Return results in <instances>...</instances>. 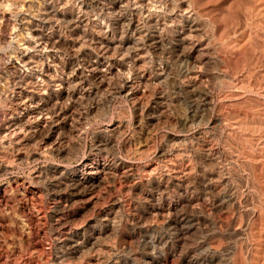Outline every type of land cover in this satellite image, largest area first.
I'll list each match as a JSON object with an SVG mask.
<instances>
[{
	"label": "rangeland",
	"instance_id": "rangeland-1",
	"mask_svg": "<svg viewBox=\"0 0 264 264\" xmlns=\"http://www.w3.org/2000/svg\"><path fill=\"white\" fill-rule=\"evenodd\" d=\"M19 71L0 264H264V0H0V97Z\"/></svg>",
	"mask_w": 264,
	"mask_h": 264
},
{
	"label": "bare ground",
	"instance_id": "bare-ground-1",
	"mask_svg": "<svg viewBox=\"0 0 264 264\" xmlns=\"http://www.w3.org/2000/svg\"><path fill=\"white\" fill-rule=\"evenodd\" d=\"M129 1V0H128ZM140 1H142V0H140ZM111 2V1H110ZM127 2V1H126ZM83 3V2H82ZM132 3V2H131ZM144 3V2H143ZM148 3V2H147ZM87 4H89V3H87ZM94 4V3H93ZM135 3H133V5H134ZM137 4V3H136ZM135 4V5H136ZM142 4V3H141ZM92 5V4H91ZM97 5H99V4H97ZM124 5V4H123ZM126 6V5H125ZM139 6V5H138ZM146 6V5H145ZM85 7V6H84ZM140 7V6H139ZM101 8H102V6H101ZM112 8V7H111ZM115 8V7H114ZM113 8V9H114ZM121 8H123V7H121ZM136 8V7H135ZM138 8V7H137ZM136 8V9H137ZM141 8V7H140ZM87 9V8H86ZM142 9V8H141ZM103 10V9H102ZM112 10V9H111ZM144 10V9H143ZM10 11V10H9ZM100 11V10H99ZM121 11H123V10H121ZM151 11V10H150ZM101 12V11H100ZM184 12V11H183ZM186 12V11H185ZM84 13H86V12H84ZM104 14V13H103ZM183 14V13H182ZM99 15H101L100 13H99ZM184 15H185V13H184ZM182 16V15H181ZM98 17V16H97ZM102 17V16H101ZM188 17V16H187ZM192 17V16H191ZM179 18H180V16H179ZM77 20V19H76ZM191 20V19H190ZM178 21V20H177ZM181 21V20H180ZM73 22V21H72ZM113 22V21H112ZM158 22V21H157ZM155 23V22H154ZM89 24V23H88ZM156 24V23H155ZM78 25V24H77ZM96 25V24H95ZM184 25V24H183ZM69 26H70V23H69ZM84 27V26H83ZM87 27V26H86ZM93 27H94V25H93ZM79 28V27H78ZM99 28V27H98ZM142 28V27H141ZM140 28V29H141ZM102 29V28H101ZM100 29V30H101ZM138 29V28H137ZM103 30V29H102ZM184 30V29H183ZM182 31V30H181ZM104 32V31H103ZM141 32V31H140ZM192 32V31H191ZM196 32V31H195ZM96 33H97V31H96ZM178 33V32H177ZM100 36H101V34H99ZM189 35H191V34H188V36ZM134 36H136V35H134ZM187 36V37H188ZM99 37V36H98ZM105 37V36H104ZM191 37V36H190ZM106 38H107V36H106ZM138 38V37H137ZM141 38V37H140ZM180 38V37H179ZM183 38V37H182ZM194 38V36H192L191 37V39H193ZM187 39H190V38H187ZM196 39V38H195ZM102 40V39H101ZM106 40V39H105ZM137 40V39H136ZM139 41V40H138ZM137 41V42H138ZM179 41V40H178ZM182 41H184V39L182 40ZM100 42V41H99ZM111 42V41H110ZM140 42V41H139ZM101 43V51L103 52V55L104 54H108L107 52H110V51H108L109 49H110V47H109V45L108 44H106V43H103V42H100ZM99 43V44H100ZM134 43V42H133ZM133 43H131V44H133ZM157 43V42H156ZM200 43V42H199ZM134 44H136V43H134ZM133 44V45H134ZM153 44V43H152ZM155 44V43H154ZM73 45V44H72ZM137 45H139L140 46V44H137ZM94 46H96V45H94ZM136 48V47H135ZM116 49V48H115ZM133 48H131V50H132ZM141 49V48H140ZM97 50V49H96ZM134 50H138V49H134ZM133 50V52L135 53V51ZM100 51V50H99ZM127 51V50H126ZM140 51V50H139ZM115 52V51H114ZM128 52H130V51H128ZM98 53V52H97ZM112 53V52H111ZM133 53V54H134ZM115 54V53H114ZM126 54V53H125ZM141 54V53H140ZM98 55V54H97ZM116 55V54H115ZM118 55V54H117ZM137 55V54H136ZM102 56V55H101ZM100 56V57H101ZM109 56V55H108ZM135 56V55H134ZM90 57V56H89ZM99 57V58H100ZM119 57H121V56H119ZM97 58V57H96ZM105 57H103V59H104ZM109 58V57H108ZM111 58V57H110ZM125 58V57H124ZM131 58V57H130ZM135 58V57H134ZM141 58H142V56H141ZM91 59V58H90ZM114 59V58H113ZM132 59V58H131ZM139 59V58H138ZM92 60V59H91ZM111 60V59H110ZM109 60V61H110ZM118 60V59H117ZM122 60V59H121ZM126 60H127V58H126ZM135 60V59H134ZM137 60V59H136ZM105 61V60H104ZM120 61V60H119ZM121 62V61H120ZM88 63V62H87ZM111 63V62H110ZM124 65V64H123ZM135 65V64H134ZM102 66H103V64H102V62L99 60V59H95V60H93V61H90V63H88V67H89V73H92V74H97V75H101L105 70L102 68ZM105 67H107V65L105 66ZM86 68H87V66H86ZM123 68V67H122ZM85 70V69H84ZM88 76V75H87ZM100 79V78H99ZM124 82V81H123ZM132 83V82H131ZM124 87V86H123ZM127 88V87H126ZM119 89V88H118ZM122 89V88H121ZM120 90V89H119ZM131 92V91H130ZM118 94V93H117ZM128 94H130V93H128ZM123 95V94H122ZM126 96H128V95H126ZM31 98V97H30ZM27 99L26 101H25V103L26 102H28L29 100H31V99ZM25 103H23V104H21L22 106H23V108L21 109V110H23V113H21L24 117H23V120H25V119H28V118H26V116H25V114L28 116L29 114H31V113H37V112H39L40 114H41V112L42 111H44V107L43 106H40L39 104H37V106H35V107H33V110L32 111H28V109H26V107L24 106V104ZM40 106V107H39ZM30 110V109H29ZM28 112H30V113H28ZM39 115V114H38ZM30 118V117H29ZM34 118V117H33ZM21 123V122H20ZM25 124V130L27 131V129H29L28 127H29V121L28 120H26L25 122H24ZM12 126L13 125H16L15 123H13V124H11ZM10 125V126H11ZM23 125V124H22ZM18 126V125H17ZM8 127V126H7ZM7 127H6V129H7ZM10 128V127H9ZM15 128H16V126H15ZM22 129V128H21ZM14 130H12V132H13ZM9 132H11V131H9ZM43 136H45V135H43ZM56 221H59V220H56ZM65 231H66V229H64ZM64 236L65 237H63L60 241H59V243H60V245H63L64 243H70L69 244V247H71V249L73 250V249H76V248H78V246L80 245V242H79V239H78V232L76 233V232H70V231H67V232H64Z\"/></svg>",
	"mask_w": 264,
	"mask_h": 264
},
{
	"label": "built area",
	"instance_id": "built-area-1",
	"mask_svg": "<svg viewBox=\"0 0 264 264\" xmlns=\"http://www.w3.org/2000/svg\"><path fill=\"white\" fill-rule=\"evenodd\" d=\"M36 78L32 75H28L27 73H24L23 71H19V73H16L14 75H8L6 79L4 80V86L5 89L2 90L4 94H1L0 99L3 101H10L8 99V96L11 98L14 97L13 90H18L16 94L18 95H24L27 93H32L34 87L36 86ZM11 87V89H10Z\"/></svg>",
	"mask_w": 264,
	"mask_h": 264
}]
</instances>
